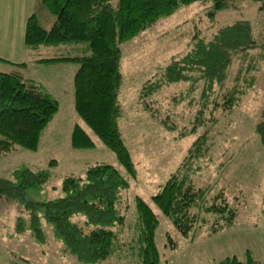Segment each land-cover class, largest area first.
Listing matches in <instances>:
<instances>
[{
  "label": "rangeland",
  "instance_id": "obj_1",
  "mask_svg": "<svg viewBox=\"0 0 264 264\" xmlns=\"http://www.w3.org/2000/svg\"><path fill=\"white\" fill-rule=\"evenodd\" d=\"M29 4V0H0V57L26 63L25 67L17 68L0 61V71H18L23 78L38 82L56 99L57 111L41 130L34 151L14 146L0 152V177H9L18 166L45 170L47 181L38 189L26 190L29 200L45 201L62 196L60 183L65 175H83L88 165L108 163L128 183L116 203L124 223L112 227L119 244L134 236V199L139 197L157 218L153 241L160 264H214L232 255L242 260L245 250H250L254 259L264 260V145L254 132L264 107V50L252 88L230 109H224L221 100L214 105L213 92L203 99L207 101L205 109L197 112L201 108L200 89L182 81L163 85L141 97L143 84L158 77L172 57L184 54L196 39H208L220 26L246 20L255 42L264 43V10L259 3L234 0L213 16L208 14L210 3L180 5L120 44L121 115L117 124L136 171L133 179L73 109L72 75L77 65L65 61L37 62L40 58L65 55L57 51L59 46L19 54L25 18L35 13L39 25L45 29L54 19L41 0H32L30 7ZM143 102L148 105L143 107ZM74 124L92 139V147L70 145ZM202 133L206 135L207 150L204 157L193 163L192 183L196 187L211 186L213 192L222 189L237 214L231 225L214 233L206 232L207 225L201 224L182 236L150 196L174 172ZM41 228L44 240L39 242L31 234L24 208L0 198V264H84L63 250L50 225L41 221ZM168 238L175 242L173 248L169 247ZM125 260L130 261V256Z\"/></svg>",
  "mask_w": 264,
  "mask_h": 264
},
{
  "label": "trees",
  "instance_id": "obj_2",
  "mask_svg": "<svg viewBox=\"0 0 264 264\" xmlns=\"http://www.w3.org/2000/svg\"><path fill=\"white\" fill-rule=\"evenodd\" d=\"M196 1L210 3L208 14L213 16L234 0H41L54 16L51 26L45 29L39 25L35 13L25 18L24 49L33 52L41 47L59 46L57 51L65 55L40 58L37 62L65 61L77 65L72 75L73 109L131 179L136 171L117 124L121 115L120 44L170 15L178 6ZM253 1L264 10V0ZM261 50L264 43L255 42L248 21L235 20L218 27L206 40L196 39L184 54L172 57L158 77L143 84L141 97L163 85L182 81L200 89L201 108L197 112L205 109L207 101L203 99L213 92L214 105L221 100L224 109H230L252 88L263 55ZM0 61L15 66L25 64L1 57ZM57 105L56 99L38 82L25 79L16 71H0V152L14 146L34 151L39 134L57 111ZM147 105L143 102V107ZM254 132L264 145V107ZM205 136L202 133L196 138L174 172L150 196L182 236L201 224L207 225L206 232L214 233L231 225L237 214L222 189L213 192L211 186L196 187L192 183L193 163L204 157L207 150ZM70 145L90 148L94 144L74 124ZM47 179L45 170L26 166L13 168L9 177H0V198L24 208L29 229L37 241L44 240L43 221L51 226L63 250L78 262L160 264L153 241L157 218L139 197L134 199V236L129 242L118 243L112 227L124 223L116 203L128 183L111 164L94 163L86 166L83 175H65L60 183L62 196L45 201L29 200L26 190L40 188ZM167 243L170 248L175 246L169 238ZM127 256L130 261L125 260ZM214 264H264V260L254 259L250 250H245L242 260L232 255Z\"/></svg>",
  "mask_w": 264,
  "mask_h": 264
},
{
  "label": "crops",
  "instance_id": "obj_3",
  "mask_svg": "<svg viewBox=\"0 0 264 264\" xmlns=\"http://www.w3.org/2000/svg\"><path fill=\"white\" fill-rule=\"evenodd\" d=\"M24 1V0H23ZM22 2V1H21ZM29 6L28 7H30V5H32V0H29ZM23 9H25L26 10V8H23ZM23 48V49H22ZM18 50H19V54H21L22 52H24L25 51V49H24V47H23V45H22V47H19L18 48ZM23 63H25V62H23ZM25 65H26V63L24 64V65H21V66H16L17 68L19 67H21V68H23V67H25ZM17 73H19L18 71H16ZM20 74V73H19ZM21 75V74H20Z\"/></svg>",
  "mask_w": 264,
  "mask_h": 264
}]
</instances>
